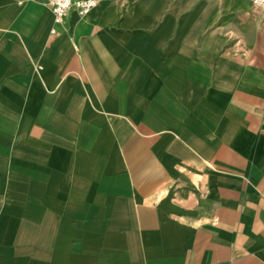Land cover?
Listing matches in <instances>:
<instances>
[{"label":"crops","instance_id":"crops-1","mask_svg":"<svg viewBox=\"0 0 264 264\" xmlns=\"http://www.w3.org/2000/svg\"><path fill=\"white\" fill-rule=\"evenodd\" d=\"M20 1L0 0V264H264L252 0H99L55 35Z\"/></svg>","mask_w":264,"mask_h":264},{"label":"built area","instance_id":"built-area-1","mask_svg":"<svg viewBox=\"0 0 264 264\" xmlns=\"http://www.w3.org/2000/svg\"><path fill=\"white\" fill-rule=\"evenodd\" d=\"M99 3V0H46V4L52 12L53 27L51 34L58 33V26H61L69 10L74 8L80 16H86ZM253 7L264 15V0H252Z\"/></svg>","mask_w":264,"mask_h":264},{"label":"rangeland","instance_id":"rangeland-1","mask_svg":"<svg viewBox=\"0 0 264 264\" xmlns=\"http://www.w3.org/2000/svg\"><path fill=\"white\" fill-rule=\"evenodd\" d=\"M24 2H29V1H33V0H23ZM37 1H41V2H44L45 4H46V2H45V0H37ZM19 2L21 3L22 1H20L19 0ZM189 25H190V35H189V44H190V48L194 45V46H197L198 45V40L200 39V38H202V36L201 35H198V32H197V27H196V19L195 18H191L190 17V19H189ZM206 45H212L211 44V42H209L208 44L206 43ZM34 67H35V71H36V74H39V71L41 70V68H42V66H41V64H35L34 65ZM194 123H195V121H194ZM195 133L193 132H190V141H191V138H193V137H195ZM210 135H212V134H210ZM217 134H215V136H216ZM223 135L225 136V137H228L229 135H228V132H224L223 133ZM201 147H205V150L207 151V148H210L211 147V145H210V142H206L205 140H204V142H203V144L201 145ZM207 153H211V150H209V152H207ZM195 155H197V154H195ZM197 169H193L192 168V166H191V169H190V172H192V171H196Z\"/></svg>","mask_w":264,"mask_h":264},{"label":"clouds","instance_id":"clouds-1","mask_svg":"<svg viewBox=\"0 0 264 264\" xmlns=\"http://www.w3.org/2000/svg\"><path fill=\"white\" fill-rule=\"evenodd\" d=\"M96 2V0H94V3Z\"/></svg>","mask_w":264,"mask_h":264}]
</instances>
